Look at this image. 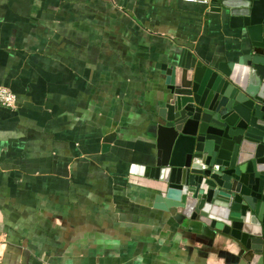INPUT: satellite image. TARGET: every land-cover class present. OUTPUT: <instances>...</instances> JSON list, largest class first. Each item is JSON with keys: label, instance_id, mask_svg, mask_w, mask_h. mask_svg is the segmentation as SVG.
<instances>
[{"label": "crops", "instance_id": "0c3cea01", "mask_svg": "<svg viewBox=\"0 0 264 264\" xmlns=\"http://www.w3.org/2000/svg\"><path fill=\"white\" fill-rule=\"evenodd\" d=\"M206 0H0V264H238L242 250L155 209L129 174L155 154L157 64L215 66L236 41Z\"/></svg>", "mask_w": 264, "mask_h": 264}, {"label": "water", "instance_id": "95a60500", "mask_svg": "<svg viewBox=\"0 0 264 264\" xmlns=\"http://www.w3.org/2000/svg\"><path fill=\"white\" fill-rule=\"evenodd\" d=\"M236 41L215 66L181 49L157 64L166 97L151 121L155 154L129 174L156 182L155 209L235 242L264 264V0H206Z\"/></svg>", "mask_w": 264, "mask_h": 264}, {"label": "built area", "instance_id": "2783aa9c", "mask_svg": "<svg viewBox=\"0 0 264 264\" xmlns=\"http://www.w3.org/2000/svg\"><path fill=\"white\" fill-rule=\"evenodd\" d=\"M186 2H194L196 0H185ZM0 106L7 109H14L16 106V97L9 90L0 87Z\"/></svg>", "mask_w": 264, "mask_h": 264}]
</instances>
